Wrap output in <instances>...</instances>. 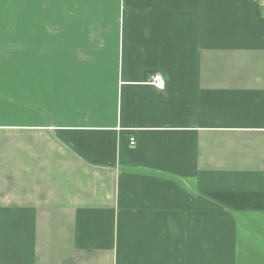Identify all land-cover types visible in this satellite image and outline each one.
Masks as SVG:
<instances>
[{
    "label": "crops",
    "instance_id": "0c3cea01",
    "mask_svg": "<svg viewBox=\"0 0 264 264\" xmlns=\"http://www.w3.org/2000/svg\"><path fill=\"white\" fill-rule=\"evenodd\" d=\"M0 264H264V0H0Z\"/></svg>",
    "mask_w": 264,
    "mask_h": 264
},
{
    "label": "built area",
    "instance_id": "2783aa9c",
    "mask_svg": "<svg viewBox=\"0 0 264 264\" xmlns=\"http://www.w3.org/2000/svg\"><path fill=\"white\" fill-rule=\"evenodd\" d=\"M151 84L159 90H163L165 87V81L163 80L162 76L156 74L151 79ZM130 144L133 145V139L130 140Z\"/></svg>",
    "mask_w": 264,
    "mask_h": 264
}]
</instances>
